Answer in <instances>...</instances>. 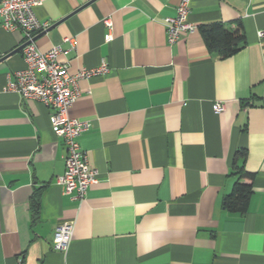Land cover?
I'll return each instance as SVG.
<instances>
[{
  "label": "crops",
  "instance_id": "obj_1",
  "mask_svg": "<svg viewBox=\"0 0 264 264\" xmlns=\"http://www.w3.org/2000/svg\"><path fill=\"white\" fill-rule=\"evenodd\" d=\"M181 2L45 0L35 8L48 24L40 51L60 45L71 74L109 67L79 81L70 109L90 124L79 143L99 172L82 200L56 184L67 148L53 110L5 91L26 67L22 49L12 53L25 40L0 20V264H264V0H189L196 30L171 45L164 20ZM213 23L242 24L236 54L209 50L201 29ZM240 150L254 174L242 180L252 185L244 214L224 207ZM65 221L75 227L60 252L53 236Z\"/></svg>",
  "mask_w": 264,
  "mask_h": 264
},
{
  "label": "built area",
  "instance_id": "obj_2",
  "mask_svg": "<svg viewBox=\"0 0 264 264\" xmlns=\"http://www.w3.org/2000/svg\"><path fill=\"white\" fill-rule=\"evenodd\" d=\"M45 0H0V20L7 31L20 30L24 34L25 46L22 49L26 67L11 74L5 87L6 92L17 93L23 100L40 102L53 110L51 122L56 133L61 137L67 148L65 171L57 177L56 184L64 193L75 200H82L89 187L98 182L99 172L92 167L82 150L79 138L88 131L90 124L70 116V109L81 96L78 83L81 79H89L103 75L109 71L106 63L98 68L83 69L76 74L69 73V64L58 60L62 51L60 45L48 52L38 49L36 38L48 27L42 23L35 13V8ZM189 0H183L177 8V15L164 20L168 42L177 43L184 33H193L195 25L189 22ZM108 29L112 28V19L103 20ZM264 38V32L259 33ZM111 33L107 40H111ZM74 43L73 39H65ZM225 105L217 102L216 113L224 110ZM75 224L65 221L60 224L53 236V248L60 252L69 249L73 239Z\"/></svg>",
  "mask_w": 264,
  "mask_h": 264
},
{
  "label": "trees",
  "instance_id": "obj_3",
  "mask_svg": "<svg viewBox=\"0 0 264 264\" xmlns=\"http://www.w3.org/2000/svg\"><path fill=\"white\" fill-rule=\"evenodd\" d=\"M236 26V28H233ZM202 36L211 52L217 53L222 58H229L241 49V44L245 40L243 26L241 23H213L202 26ZM247 152L240 150L235 155L233 164L234 174L238 180L233 191L224 199V207L230 212L244 214L247 212L252 194V185L242 182L243 179H252L254 174L245 168ZM240 161H242L240 163ZM38 196H32L31 207L34 211L38 209Z\"/></svg>",
  "mask_w": 264,
  "mask_h": 264
},
{
  "label": "water",
  "instance_id": "obj_4",
  "mask_svg": "<svg viewBox=\"0 0 264 264\" xmlns=\"http://www.w3.org/2000/svg\"><path fill=\"white\" fill-rule=\"evenodd\" d=\"M24 46H25V44H23L22 46H20L18 49H16L15 51H13L12 53H15V52H18V51H20L21 49H23L24 48Z\"/></svg>",
  "mask_w": 264,
  "mask_h": 264
}]
</instances>
